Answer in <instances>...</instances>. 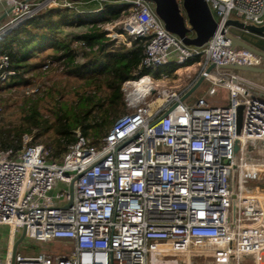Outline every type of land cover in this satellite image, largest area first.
I'll use <instances>...</instances> for the list:
<instances>
[{"label":"built area","instance_id":"2783aa9c","mask_svg":"<svg viewBox=\"0 0 264 264\" xmlns=\"http://www.w3.org/2000/svg\"><path fill=\"white\" fill-rule=\"evenodd\" d=\"M55 1L0 0V41ZM63 1L74 9L80 2ZM205 1L224 33L195 47L165 30L152 2L115 0L128 16L105 27L106 35L126 46L142 38L141 65L174 61L176 79H127L128 110L98 144L80 133L59 158L26 139L19 150H0V226L9 230L0 264H11L22 228L24 239L68 250L17 249L13 264H264V84L219 67L261 62L244 47L231 48L224 24L262 25L264 0ZM7 68L1 55L0 79ZM200 76L208 96L226 91V103L204 95L187 101Z\"/></svg>","mask_w":264,"mask_h":264},{"label":"trees","instance_id":"16d2710c","mask_svg":"<svg viewBox=\"0 0 264 264\" xmlns=\"http://www.w3.org/2000/svg\"><path fill=\"white\" fill-rule=\"evenodd\" d=\"M120 13L121 9L114 4H106L96 16V20L88 22L83 21V15L74 8L44 9L20 23L0 41V56L8 57L7 69L11 72L0 81L5 83L1 85L3 88L22 80L27 60L49 46L54 47L57 52L59 48L63 49L56 58L65 61L68 73L82 81V87L85 88L77 94V103L59 105L54 116L55 121L52 123L36 103H30L19 124L0 129V150L21 149L24 144L23 135L26 134L34 136L29 143H45L43 146L48 149L50 155L59 158L65 152L66 146L75 140L77 128L82 135L92 136V142L98 144L99 138L106 134L125 106L121 87L127 79L144 73H150L154 77L162 73L174 76L178 66L174 61L155 69L141 65L145 55L142 38L133 39L130 46L122 43L108 50L113 40L106 36V31L99 28L98 24L110 23L118 19ZM71 16L79 25L87 26V32L82 35V42L89 47L92 57L84 63L75 62L76 55L70 41L61 39L56 34L57 29L71 24ZM48 132V138H43Z\"/></svg>","mask_w":264,"mask_h":264},{"label":"rangeland","instance_id":"374dc122","mask_svg":"<svg viewBox=\"0 0 264 264\" xmlns=\"http://www.w3.org/2000/svg\"><path fill=\"white\" fill-rule=\"evenodd\" d=\"M57 5L49 2L45 9H61L64 6L63 0H56ZM106 4H114L117 7V2L115 0H80L79 3L75 5V10L80 13L81 10L91 12L93 14H88V12H81L83 15V21L96 20L99 12H95L94 9L102 7L104 8ZM44 9H39L41 11ZM36 11V12H38ZM35 12V13H36ZM96 13V14H94ZM91 15V16H90ZM89 16L91 17L89 19ZM128 16V11L126 9L122 10L118 19ZM69 25H63L57 29L56 34L61 39H67L70 41L71 48L74 49L75 62L84 63L92 56L89 52V47L82 43V35L87 32V26L79 25L73 20V16L70 18ZM114 20V21H116ZM112 21V22H114ZM110 23L98 24L99 28L105 29ZM89 26H91L89 24ZM118 26L113 28V31H117ZM107 36V35H106ZM108 37V36H107ZM113 43L108 47L111 50L112 47H117L122 44V38H111ZM127 39V37L125 36ZM63 52L62 48L59 51H55L54 47H46L42 52L36 53L34 56L30 57L26 62L25 72L23 74V79L19 80L17 83L10 87L3 88L5 83H0V129L2 127H11L13 125L19 124L22 121V117L25 115L26 107L30 103H36L40 111L45 117L49 118V122L55 121V113L61 103H67L72 105L78 102V93L84 90L82 87L83 82L74 78L68 73V67L63 59H57V55ZM47 63V66L45 64ZM170 69V67H167ZM184 71V69L182 70ZM185 72H182L183 75ZM153 76V75H152ZM154 77V76H153ZM172 80L176 79L172 76ZM2 78L0 81H3ZM209 83L203 81L187 98L188 102H193L198 96L204 95L210 102L215 103H226L227 93L224 89L217 88L216 93L212 96L206 94V89ZM128 107L124 106L119 115L125 113ZM112 118V117H111ZM49 132L43 136V138H48ZM33 135H23L24 139L32 141ZM92 137V136H91ZM90 137V138H91ZM101 138H99L100 141ZM47 140V139H46ZM92 140V138H91ZM98 141V142H99ZM43 145L45 143H42ZM8 227L0 226V256H4L7 246V234ZM21 229L16 232V239L18 238ZM19 252H28L30 250H45L53 251L56 253L63 254L68 250L62 243L59 242H43L23 239V241L18 245Z\"/></svg>","mask_w":264,"mask_h":264},{"label":"water","instance_id":"95a60500","mask_svg":"<svg viewBox=\"0 0 264 264\" xmlns=\"http://www.w3.org/2000/svg\"><path fill=\"white\" fill-rule=\"evenodd\" d=\"M79 2L80 0H71ZM153 3L154 12L162 21L165 30L176 35L186 46L202 47L208 43L218 30L224 33L214 19L209 6L205 0H147ZM230 25L225 36L231 41V48L244 47L261 58L258 65L229 63L221 65L220 68L228 69L237 75L264 84V23L259 26L244 24L238 20H227L224 26ZM243 29V30H242ZM210 65L207 70H210ZM204 80L200 76L186 96L191 94ZM237 126L241 125V107L238 108ZM75 133L79 135L80 129ZM237 149V145H236ZM25 228L21 229L18 238L12 247L11 264L18 245L23 241Z\"/></svg>","mask_w":264,"mask_h":264},{"label":"bare ground","instance_id":"6f19581e","mask_svg":"<svg viewBox=\"0 0 264 264\" xmlns=\"http://www.w3.org/2000/svg\"><path fill=\"white\" fill-rule=\"evenodd\" d=\"M159 42H163V43H165L166 45H169V38H164V37H161L159 40H158ZM156 56H158V54H156ZM142 86H143V84L142 83H138L137 85H136V88L137 89H141L142 88Z\"/></svg>","mask_w":264,"mask_h":264},{"label":"crops","instance_id":"0c3cea01","mask_svg":"<svg viewBox=\"0 0 264 264\" xmlns=\"http://www.w3.org/2000/svg\"><path fill=\"white\" fill-rule=\"evenodd\" d=\"M0 257H2V256H0Z\"/></svg>","mask_w":264,"mask_h":264}]
</instances>
